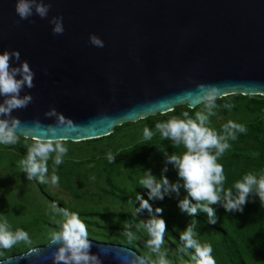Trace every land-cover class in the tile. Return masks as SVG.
Wrapping results in <instances>:
<instances>
[{"label":"water","instance_id":"obj_1","mask_svg":"<svg viewBox=\"0 0 264 264\" xmlns=\"http://www.w3.org/2000/svg\"><path fill=\"white\" fill-rule=\"evenodd\" d=\"M44 2L47 19L20 20L16 0H0V53L18 51L35 73V87L21 92L32 103L12 112L22 125L54 124L45 113L55 108L78 126L66 142L78 143L179 105L198 107L202 103L185 95L198 84L217 87V99L264 97V0ZM53 16L63 17L62 35L52 34ZM90 34L104 47L92 46ZM90 242L101 264H126L117 254L142 258L128 247ZM49 243L0 264H53L58 245Z\"/></svg>","mask_w":264,"mask_h":264},{"label":"clouds","instance_id":"obj_2","mask_svg":"<svg viewBox=\"0 0 264 264\" xmlns=\"http://www.w3.org/2000/svg\"><path fill=\"white\" fill-rule=\"evenodd\" d=\"M50 4L44 0H16L15 12L20 20H29L34 14L41 19H47ZM31 22V21H30ZM48 22L52 25L53 35L64 33L63 17L53 16ZM19 23V21H17ZM89 43L97 48H103L104 42L95 34H90ZM18 64V66H13ZM35 73L31 70L27 61L20 59L18 51H3L0 53V145H16L21 135L25 140L32 142L27 145L24 157L19 161V166L26 178L37 180L40 184L49 183L48 162H53V173L57 166L61 165L68 152L66 147L67 135L77 131L72 120L67 119L51 108L45 113L46 118H54L55 123L44 125L39 120L31 122V126L22 125L21 121L12 116L14 110L26 108L33 101L31 95L21 96L25 89L35 87L33 80ZM193 98V103L203 104L202 111H196L191 118L185 111L181 117L172 116L167 121L157 122L156 131L161 140L171 142L173 148L181 147L183 152L169 155L161 150L165 157V167L159 179L151 173V170L142 172L139 179L141 188L147 189L148 200H144L139 194L136 200L139 207L135 209V215L147 210L150 218L143 221L149 239L146 246L157 255V259L151 264H171L167 259V251H162L165 244L164 235L166 224L163 219L152 215L153 209L149 200H163L165 196L179 195L180 189L187 193L186 197L178 202L181 212L194 217L198 212L206 214L209 223H216V210L213 206L220 205L225 212H242L249 197L255 196L264 207V171L260 174L249 172L237 181L233 187H225L226 175L223 165L218 160L230 149L229 140H236L237 133H246L245 125L229 120L222 126V131L211 128L210 117L216 115L218 107L216 100L219 89L212 85L198 84L196 93H185ZM234 105H223L231 109ZM153 132L145 127L143 137L145 140L153 138ZM116 156L108 154V161L112 163ZM167 165H171L178 177V182L172 183L164 175L168 171ZM53 185H58L59 177L53 174L50 178ZM194 202V203H193ZM53 207H57L53 205ZM62 219L57 221L59 231L50 234V243L58 245L51 254L53 264H101L97 255L90 254L92 244L88 239L87 225L75 212L68 209H58ZM156 213L162 209L156 208ZM132 225L124 223L123 235L131 243L137 236L131 231ZM197 221L192 220L184 231L180 233L182 242L181 251L191 250L193 264H216L212 256V246L201 243L196 231ZM30 245L32 243L29 234L23 229L13 231L6 217L0 216V250H11L19 243ZM37 249H30L24 256L36 254ZM101 254L106 253L101 250ZM117 259H122L126 264H149L146 258L127 260L117 254Z\"/></svg>","mask_w":264,"mask_h":264},{"label":"rangeland","instance_id":"obj_3","mask_svg":"<svg viewBox=\"0 0 264 264\" xmlns=\"http://www.w3.org/2000/svg\"><path fill=\"white\" fill-rule=\"evenodd\" d=\"M244 97L246 99H258L254 95H245ZM202 110L203 104L197 111ZM215 111L216 115L210 117L209 126L218 132H221L222 126L231 120L245 126L249 123L258 124L261 134H264V112L252 114L243 111L241 107L237 108V106L235 109H228L224 114L219 112V108ZM143 130L141 124L126 127L111 139L100 141L90 147L66 142L68 152L63 163L56 167L55 173H53V162L51 159L49 160V183L45 184H40L35 179L29 181L19 166V161L27 151L26 143L19 141L16 145H0V216L6 217L11 227L21 226L19 229L26 231L32 241L30 245L21 242L11 250H0V261L19 256L32 248H40L50 242L51 232L59 231L57 221L61 220L62 217L58 209L61 208L77 213L87 225L88 239L96 242L128 247L124 243L129 241L122 233L124 223H130L132 225L131 231L137 236V239L129 243L142 258L149 261V264L155 261L157 255L146 246L149 237L141 223L147 221L150 214L144 210L135 215V209L139 207L135 203L137 201L136 195L140 194L137 192V187L141 188L139 179L142 177V172L148 170L144 167H149L136 161L138 148L133 151V147H138V144L147 141L143 137ZM152 132L154 135H158L159 140L155 142V149L149 157V162H154L153 159H156L152 165V167L155 166V168L153 167L154 174L152 169H149L159 179L165 165L157 160L161 159L163 147L172 146L171 142L161 140L156 129ZM229 143L231 147L224 155L238 154L242 162L249 167L245 174L252 172L253 169H257V174L264 171V162L258 160L259 156H263L260 153L258 135L251 134L244 139L229 140ZM176 149L178 150L176 151L177 154L183 152L181 147ZM128 151H132V153L125 156L123 161L114 163L113 166L116 168L109 171V174L119 194L134 197L132 201L113 196L105 184L106 170L109 168V165L106 164L108 154L111 153L116 156L115 159L119 160V154ZM167 167L168 171L164 175L171 179L173 167ZM61 172L65 175L61 176L62 180L65 179L62 184H51V176L53 174L58 176ZM141 189L144 194H140V196L142 198L148 197L147 189ZM117 191L115 192L118 193ZM152 201H160L157 206V208L162 209V212L159 213L160 219H163L165 223L168 222V232H165V244L162 248V251H167V259L171 264H193L191 251L180 250L182 247L179 238L180 233L193 220L179 209L177 202L180 201V197L172 194V197L165 196L163 200ZM53 205L57 207H53ZM260 213L264 215L262 210L258 208V213L255 214L259 215ZM122 214L131 216L135 220L128 221L120 217ZM196 231L201 243H210L213 247L212 256L216 264H228L223 256L220 257L218 237L211 235L198 221Z\"/></svg>","mask_w":264,"mask_h":264},{"label":"trees","instance_id":"obj_4","mask_svg":"<svg viewBox=\"0 0 264 264\" xmlns=\"http://www.w3.org/2000/svg\"><path fill=\"white\" fill-rule=\"evenodd\" d=\"M258 99H246L244 96H241L239 94H233L228 95L225 97H221L216 100V103L218 105L217 108H219L220 113H226L228 109L224 108L223 105L225 104H232L234 105L231 109H235V107H241L243 111H246L248 113L257 114L259 112H264V98L261 96H255ZM201 105L198 107H195L193 109H188L186 105H179L174 107L170 112H167L165 114H155L153 116H148L142 120H138L135 123H124L117 127H115L111 134H109L106 137L94 139V140H88V141H82L78 143L73 144H81L84 145V147H90L98 144L100 141L103 140H109L115 135H118L120 133V130L126 127L135 126L137 124H141L143 128L147 127L151 131L155 130V125L157 122L161 121H167L172 116L181 117V114L185 111L189 112V116L191 118L195 117V112L200 108ZM183 118V117H181ZM247 132L246 133H237V139H244L245 137H249L251 134H255L259 136L260 140V153L263 154V156H259L258 160L264 162V134H261L260 128L258 124H251L249 123L247 126ZM159 134V133H158ZM159 140L158 135H153V138L151 140H147L142 144H138V147H133V151L137 150L138 148V157L136 161L140 164H145L149 167H144L145 169L149 168L152 169V173L154 174L152 165L154 164L156 159H153L154 162H149L150 155L155 149V142ZM27 145L30 144L31 140H25L20 137V140ZM167 142V141H166ZM170 142V141H168ZM165 143V141H164ZM70 144V142L68 143ZM177 148V147H176ZM176 148L165 146L163 147L164 151H166L168 154L177 153L178 151ZM162 149V150H163ZM183 149V148H182ZM132 151L128 152H122L119 154V160L114 159L112 163H109L108 159L106 160V164L109 165V168L106 170V176H105V184L108 187V191H110V194H113V196H116L119 198H124L132 201L131 197H128V195L124 196L119 194V191L116 190V188L113 185L112 179L110 177L109 171L115 169L114 163H118L123 161L125 156L128 154H131ZM161 159H158L157 161L162 162L163 165H165V157L162 153L160 156ZM218 163L223 165L224 173L226 175V184L225 187H233L235 181L241 179L243 175L245 174L246 170L249 168L246 163H243L240 156L238 154H231L228 156L223 155L218 160ZM152 168H151V167ZM171 166V165H167ZM168 168V167H167ZM172 168V166H171ZM172 178L169 179L170 182L176 183L178 182V177L175 169H172ZM252 172H257V169H253ZM61 176H65L62 174V172L58 175L59 177V183L62 184ZM157 178V177H156ZM117 191L118 193H116ZM137 192L140 194H144L143 190L140 187H137ZM184 190L181 189L179 195L177 197H180V200L184 199L187 195ZM117 194V195H116ZM139 194V195H140ZM172 197V195H170ZM176 198V197H175ZM144 200H148V197L143 198ZM135 201V200H134ZM153 209L152 215L157 216V218L160 219V214L155 212V209L157 208L158 204H160V201L153 202L152 200L148 201ZM135 203L139 206V201H135ZM178 203V202H177ZM194 203V202H193ZM178 205V204H177ZM216 210V223H209L208 218L206 214L202 212H198V214L194 217H190L191 219H194L198 221L201 225H203L204 228L208 232L211 233V235H215L218 237L219 247H220V257L223 256L224 260L228 264H264V215L263 214H255L258 213V208L262 210L264 213V207L261 206V203L259 199L255 196H251L248 199V202L244 205L242 212H225L224 208L220 205L213 206ZM251 212L249 213V211ZM147 211V210H146ZM148 212V211H147ZM120 217L128 220V221H134L135 219L131 216L126 215H120ZM166 224V231L168 232V222ZM21 228V226H12L11 229L15 231L16 229ZM210 244V243H208ZM124 245L128 246L130 249H134V247L128 242H125ZM213 248V247H212ZM191 250H188V252ZM138 253V252H137ZM139 254V253H138ZM219 257V258H220Z\"/></svg>","mask_w":264,"mask_h":264}]
</instances>
